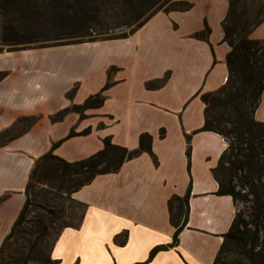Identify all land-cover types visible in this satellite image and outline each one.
<instances>
[{"label":"crops","instance_id":"1","mask_svg":"<svg viewBox=\"0 0 264 264\" xmlns=\"http://www.w3.org/2000/svg\"><path fill=\"white\" fill-rule=\"evenodd\" d=\"M180 1L190 3L191 8L159 12L129 38L112 40L120 43L121 62L111 61L104 66V80L94 90L84 93V77L69 70L86 63L91 73L101 65L99 58L88 63L71 62L67 73L74 80L57 83L50 79L43 88L35 77L15 78L6 91L5 83H0V111L4 109V117L44 116L26 135L0 148L1 154L14 144L27 157L10 158L12 167H3L1 171L0 196H11L0 205V246L25 202L24 190L34 158L47 153L54 142L66 137L78 124V132L90 127L91 133L70 138L56 149V154L67 161L83 160L99 152L107 136L116 144L135 149L140 135L148 133L158 164L144 153L126 162L119 172L98 176L76 192L74 197L87 204V211L81 226L65 229L56 242L52 256L58 264L147 262L154 248L173 242L176 229L169 200L188 192L189 219L179 235V244L160 251L146 264L214 263L237 208L231 197L217 195L219 185L212 170L227 142L215 133L196 132L204 125L205 108L198 93L215 91L227 81L230 47L223 42L222 23L229 3ZM206 26L210 29L208 40L195 38L194 34L204 31ZM251 37L264 39V23ZM112 67L116 68L114 84L106 90L107 98L101 108L88 111L89 117L83 121L75 113L60 123L49 121V115L70 104L66 93L76 83L79 88L74 102L81 104L101 91ZM19 73L22 75L21 70ZM167 74L169 79L161 89L146 88L147 82L163 79ZM11 77L13 74L8 79ZM263 111L264 92L256 112V118L262 122ZM14 177L20 181L14 183Z\"/></svg>","mask_w":264,"mask_h":264},{"label":"trees","instance_id":"2","mask_svg":"<svg viewBox=\"0 0 264 264\" xmlns=\"http://www.w3.org/2000/svg\"><path fill=\"white\" fill-rule=\"evenodd\" d=\"M228 3L222 23L223 42L230 47L227 81L215 91L198 93L205 108L204 125L196 132L215 133L227 142L212 170L219 185L217 195L231 197L237 208L213 264H264V122L256 118L264 92V39L251 37L264 23V0ZM190 8V3L180 0H0V53L126 39L159 12H183ZM209 33L206 26L194 37L207 41ZM115 70L110 69L101 91L81 104L74 102L79 88L76 83L66 93L70 104L49 115V121L63 122L72 113L83 121L89 117L88 111L101 108L107 98L106 90L114 84ZM9 74L0 70V83ZM169 76L147 82L146 88L161 89ZM43 117H18L14 124L0 131V148L28 133ZM21 126V132H17ZM77 127L78 124L66 137L54 142L47 153L34 158L24 190L25 202L0 246V264H58L52 256L56 242L65 229L79 228L87 211V204L74 194L98 176L119 172L126 162L144 153L158 164L148 133L140 135L135 149L116 144L107 136L99 152L83 160L67 161L56 154V149L70 138L91 133L90 127L81 132ZM164 135L162 130L161 137ZM10 196L1 195L0 205ZM189 198L190 192L169 200L176 229L173 242L154 248L148 261L179 244V235L188 224ZM238 203L245 204L247 210H239Z\"/></svg>","mask_w":264,"mask_h":264},{"label":"rangeland","instance_id":"3","mask_svg":"<svg viewBox=\"0 0 264 264\" xmlns=\"http://www.w3.org/2000/svg\"><path fill=\"white\" fill-rule=\"evenodd\" d=\"M97 42L49 48H36L9 53L3 51L0 53V70H6L10 72L9 76L5 80L6 82H2V84L5 83L3 90L6 91L7 88L16 81L15 78L20 76H23L27 79H32L35 77L41 84V88H43V86L48 83V80L50 79H54L57 83H62L66 80H74V76L71 75L73 73L72 69H74V72L80 75V77H84V85H82L84 93L90 91V89H96L104 80V66L111 61L117 63L121 62L118 54L122 50L119 47L120 43L118 42L115 43L112 41H104L102 43L96 44ZM96 58L100 59L101 65H99V67H97L91 73L89 71L90 68L86 63L79 64L84 66L71 67V70H69L71 74L67 73L71 62L73 63L75 60H86L85 62L88 63L90 60H96ZM50 66H52V68H49ZM20 70L22 75L19 73ZM12 74L13 77L8 79L10 75L12 76ZM2 114H4V109L0 111V131L14 124L17 119L16 116L4 117ZM21 130L22 126L17 129V132H21ZM24 135H26V133ZM2 152L3 153L0 154V184L2 182L3 173H1V171L3 167L4 170L12 167V165H9L10 158H27L26 155L21 153L22 150L16 149V145L14 144ZM4 179L7 180V177H4ZM12 181L14 183H18L20 180L19 178L14 177ZM238 208L239 210H247L246 205L241 203H238Z\"/></svg>","mask_w":264,"mask_h":264}]
</instances>
